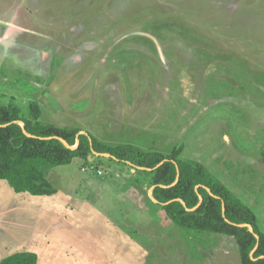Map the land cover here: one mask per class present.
Wrapping results in <instances>:
<instances>
[{
  "label": "rangeland",
  "instance_id": "1",
  "mask_svg": "<svg viewBox=\"0 0 264 264\" xmlns=\"http://www.w3.org/2000/svg\"><path fill=\"white\" fill-rule=\"evenodd\" d=\"M0 102L109 145L181 149L264 232V0H0ZM89 161L50 169L52 198L0 182V259L240 264L233 237L166 217L152 173Z\"/></svg>",
  "mask_w": 264,
  "mask_h": 264
},
{
  "label": "trees",
  "instance_id": "2",
  "mask_svg": "<svg viewBox=\"0 0 264 264\" xmlns=\"http://www.w3.org/2000/svg\"><path fill=\"white\" fill-rule=\"evenodd\" d=\"M40 108L38 103L31 105V120L21 115L18 105L0 102V181L15 192L53 195L57 189L48 177L50 169L69 164L86 169L90 156L109 154L111 159L153 174V197L172 223L189 232L233 237L240 264H264V232L255 211L215 180L205 166L181 160V149L166 155L132 144L109 145L83 134L81 128L43 123ZM0 264L41 263L35 252L20 251L2 258Z\"/></svg>",
  "mask_w": 264,
  "mask_h": 264
},
{
  "label": "crops",
  "instance_id": "3",
  "mask_svg": "<svg viewBox=\"0 0 264 264\" xmlns=\"http://www.w3.org/2000/svg\"><path fill=\"white\" fill-rule=\"evenodd\" d=\"M75 58V57H74ZM76 59H77V57H76ZM97 138V137H96ZM99 139V138H98ZM99 140H101V139H99ZM101 141H103V140H101ZM95 155H98V154H95ZM109 156V155H108ZM110 157V156H109ZM51 174H52V171H51V173H49L48 174V177H49V179L51 178ZM51 180V179H50ZM1 182V181H0ZM56 195H58V193H55V194H53V195H48V196H34L35 198H43V197H45V198H52L53 196H56ZM30 250V249H29ZM20 251H28L27 249L26 250H19V251H14V252H11V253H8L7 255H4L2 258H4V257H7V256H9V255H11V254H13V253H15V252H20ZM1 258V259H2ZM0 259V260H1ZM41 259V258H40ZM40 259H38V260H40ZM41 264H47L46 262H42L41 260L39 261Z\"/></svg>",
  "mask_w": 264,
  "mask_h": 264
},
{
  "label": "water",
  "instance_id": "4",
  "mask_svg": "<svg viewBox=\"0 0 264 264\" xmlns=\"http://www.w3.org/2000/svg\"><path fill=\"white\" fill-rule=\"evenodd\" d=\"M20 124H22L23 126H24V122H22V121H20L19 122ZM63 140V139H62ZM64 141V140H63ZM65 142V141H64ZM66 143V145H68V143L67 142H65ZM97 154H99V153H97ZM104 155H109V154H104ZM179 176H180V172L178 171V176H177V180L176 181H178L179 180ZM155 186H153V188H154ZM153 197V196H152ZM154 198V197H153ZM154 200L157 202V200L154 198ZM245 225V224H244ZM249 227H250V230L251 231H253V228H252V226L251 225H249Z\"/></svg>",
  "mask_w": 264,
  "mask_h": 264
},
{
  "label": "built area",
  "instance_id": "5",
  "mask_svg": "<svg viewBox=\"0 0 264 264\" xmlns=\"http://www.w3.org/2000/svg\"><path fill=\"white\" fill-rule=\"evenodd\" d=\"M99 172H101V171L99 170Z\"/></svg>",
  "mask_w": 264,
  "mask_h": 264
},
{
  "label": "flooded vegetation",
  "instance_id": "6",
  "mask_svg": "<svg viewBox=\"0 0 264 264\" xmlns=\"http://www.w3.org/2000/svg\"><path fill=\"white\" fill-rule=\"evenodd\" d=\"M153 39V38H152ZM154 40V39H153Z\"/></svg>",
  "mask_w": 264,
  "mask_h": 264
}]
</instances>
